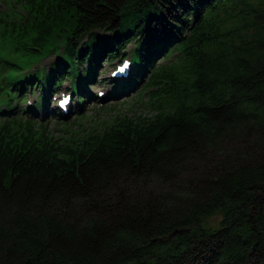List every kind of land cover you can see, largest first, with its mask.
<instances>
[{"label": "trees", "instance_id": "1", "mask_svg": "<svg viewBox=\"0 0 264 264\" xmlns=\"http://www.w3.org/2000/svg\"><path fill=\"white\" fill-rule=\"evenodd\" d=\"M26 6L0 19V92L16 59L62 39L75 56L87 37L79 57L92 62L127 41L170 43L192 17L194 30L162 70L152 118L67 146L0 124V264H264V0ZM218 10L226 21L210 25ZM215 213L218 228L203 227Z\"/></svg>", "mask_w": 264, "mask_h": 264}, {"label": "rangeland", "instance_id": "2", "mask_svg": "<svg viewBox=\"0 0 264 264\" xmlns=\"http://www.w3.org/2000/svg\"><path fill=\"white\" fill-rule=\"evenodd\" d=\"M5 4L0 5V11L5 9ZM98 35L101 37V40H105L108 36L105 32H99ZM57 58L54 55H51L48 58H43L39 62H37L39 67H46L48 68L49 65L56 61ZM101 78H104L103 76ZM103 88V87H101ZM33 91V90H32ZM35 98L31 94H27L26 98H29V101H35L37 95L40 93L39 91H36ZM140 92V89L133 92L129 96H126V100L120 103H106L104 104L103 108H106L110 105H115L113 108L107 107L105 110H97L99 107L96 105L95 107L90 106L85 111V116L83 118H80L78 120H74L75 118H70L67 120L68 122H71L70 125L67 127V129H64L62 126L58 125V122H51V123H42L45 124L46 127L52 132L53 136L56 139H68L70 136H72L73 140H76L78 138L85 137L88 134H94L98 131H100L105 124L115 120V119H122L123 117H127L130 119H136V118H143L147 117L150 114V107L149 102L147 99V94L145 92H141L140 95L138 93ZM95 94V92H93ZM125 98V97H124ZM123 99V98H122ZM120 99V100H122ZM21 106L25 105V103L20 104ZM74 120V121H73ZM38 121V120H37ZM40 122V121H39ZM148 182V181H147ZM150 183V182H148ZM151 183L150 187L154 188V185ZM141 187V186H140ZM135 189L138 188L137 186H127L124 187L128 190H137L138 192L142 189ZM221 219V216L219 213H215L206 219L202 221V226L205 228H211L216 229L218 228V223Z\"/></svg>", "mask_w": 264, "mask_h": 264}]
</instances>
